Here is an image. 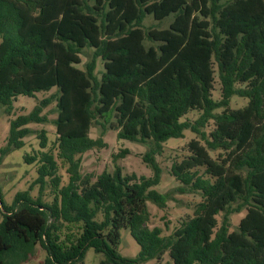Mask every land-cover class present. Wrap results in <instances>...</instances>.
<instances>
[{"label":"trees","instance_id":"obj_1","mask_svg":"<svg viewBox=\"0 0 264 264\" xmlns=\"http://www.w3.org/2000/svg\"><path fill=\"white\" fill-rule=\"evenodd\" d=\"M147 15L173 19L147 27ZM0 37V109L10 114L20 95L55 89L10 120L0 157L32 134L47 147L48 131L29 124L52 121L70 174L62 184L55 154L41 151L36 183L50 177L52 200L30 188L8 205L0 188V264H22L38 244L47 256L32 264H74L90 247L105 254L99 264H144L166 253L173 264H264V0H0ZM85 49L93 57L82 68ZM235 95L247 104L232 108ZM53 102L51 120L43 110ZM193 111L200 112L195 120ZM96 123L118 139L148 144L144 161L153 175L127 173L120 164L96 179L82 174L83 154L107 145L91 135ZM187 130L198 136L170 172L178 192H199L202 200L166 235L149 225L148 202L165 208L171 198L156 188L157 155ZM242 210L232 228L231 214ZM75 222L83 234L65 249L62 226ZM122 229L139 243L136 257L117 250Z\"/></svg>","mask_w":264,"mask_h":264},{"label":"rangeland","instance_id":"obj_2","mask_svg":"<svg viewBox=\"0 0 264 264\" xmlns=\"http://www.w3.org/2000/svg\"><path fill=\"white\" fill-rule=\"evenodd\" d=\"M172 16L167 17L164 20H156L151 15H147L144 24L147 27H167L172 21ZM2 37H0V42ZM93 57L92 49H85L82 55L83 63L80 65L85 68L86 63ZM103 71V62L98 59L97 75L100 77ZM53 89L50 92H38L35 97L20 95L14 102L13 112L6 113L4 108L0 109V150L7 143V138L10 131V120L16 118L20 114L29 113L39 100L47 97L54 92ZM214 98L219 99L221 97L219 81L216 83V89L213 91ZM248 99L240 95H235L231 101L232 108H240L247 104ZM56 103L48 105L43 113H47L52 120L57 117ZM219 109L217 111H221ZM200 115V112L193 111L188 117L195 120ZM185 119V118H183ZM212 122V121H211ZM34 129H46L48 131V145L42 148L40 145V138L37 134H32L25 137V145L17 150L10 152L7 155L0 157V188L4 201L8 205H12L15 199V195L19 191H25L30 188V193L37 197L42 195L46 201L52 200L54 193V187L51 184L50 177L47 176V183L41 185L36 183L39 176L38 168L40 166L38 154L41 151L53 152L59 163V174L62 176V184H66L69 181L68 163L61 159L58 155L57 147V134L56 127L52 121L45 123H31L29 124ZM107 126H109L107 124ZM211 127L208 128L210 130ZM104 131V132H103ZM91 135L95 138L103 137L107 145L103 148H94L83 154L81 171L84 175H89L93 179L102 173L104 170H111L116 165L120 164L124 171L127 173H137L138 175H153V171L150 165L144 161V154L149 150L148 144L131 142L124 139L117 138V132L107 128L104 130L101 123H96L91 129ZM198 135L191 130L185 132L183 138H171L164 143V150L162 154L157 155V161L162 167L161 180L159 185L156 186L161 192H170L171 198L165 208H160L153 202H148V208L150 211L149 225L151 227H162L164 234H170L175 230L177 226L188 215L193 214L195 205L202 200V196L199 192H187L180 193L176 190L179 186V182L171 174V164L175 159L183 153L184 147L189 140L197 137ZM128 150V154L125 157H121L118 160L114 159L115 154H118L122 150ZM1 155V151H0ZM26 156H36V160L28 162ZM115 160V161H114ZM246 210H242L239 213L231 214L232 228H236L239 221L245 216ZM223 215H219L218 218L222 220ZM3 214L0 209V222ZM84 227L82 223H66L61 229V243L65 249L72 248L78 243V237L83 234ZM117 250L127 257H136L140 252V245L132 236L129 229H122L121 240L116 246ZM47 256V251L38 244L35 253L22 264H32L43 261ZM105 258L103 252H96L93 247L87 249L84 259L74 264H99L102 259ZM144 264H173L168 253L165 254L162 260H150Z\"/></svg>","mask_w":264,"mask_h":264}]
</instances>
